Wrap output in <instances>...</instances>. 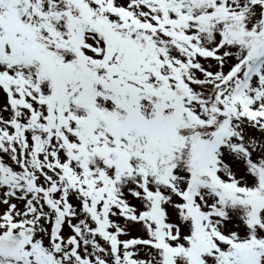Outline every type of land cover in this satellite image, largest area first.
Listing matches in <instances>:
<instances>
[{"label": "snow or ice", "instance_id": "1", "mask_svg": "<svg viewBox=\"0 0 264 264\" xmlns=\"http://www.w3.org/2000/svg\"><path fill=\"white\" fill-rule=\"evenodd\" d=\"M0 264H264V0H0Z\"/></svg>", "mask_w": 264, "mask_h": 264}]
</instances>
